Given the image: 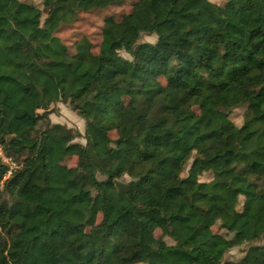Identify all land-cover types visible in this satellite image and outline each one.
I'll use <instances>...</instances> for the list:
<instances>
[{"label": "trees", "instance_id": "1", "mask_svg": "<svg viewBox=\"0 0 264 264\" xmlns=\"http://www.w3.org/2000/svg\"><path fill=\"white\" fill-rule=\"evenodd\" d=\"M121 2L0 0V81L26 82L17 25L49 34L35 56L67 68L38 114L0 88V264L51 219L47 264H231L241 246L237 264H264V0H134L96 43L57 37ZM54 104L82 136L51 125Z\"/></svg>", "mask_w": 264, "mask_h": 264}, {"label": "rangeland", "instance_id": "2", "mask_svg": "<svg viewBox=\"0 0 264 264\" xmlns=\"http://www.w3.org/2000/svg\"><path fill=\"white\" fill-rule=\"evenodd\" d=\"M133 1L122 0L119 7L83 14L75 24L60 30L56 35L66 43H71L78 36H87L96 43L99 40L98 36L103 20L108 17H117L127 12ZM208 1L215 5L223 4V0ZM15 28L18 31V35L12 43L9 54L14 61L22 64L26 82L24 84H16L3 80L0 81V88L7 93L9 104L20 107L27 113L38 114L40 111L37 110V104L44 93L54 87L55 79L67 74V68L52 62L44 63L35 56L34 50L36 46L48 42L51 38L49 34L33 33L29 24L17 25ZM143 43L153 44L155 43V37H148L142 34L139 36L137 44ZM122 56L127 58L126 55ZM26 87L27 91L25 90ZM50 109L53 110V114L50 115L51 125L60 124L68 129L77 131L81 136L83 135L86 122L78 118L66 106L54 104ZM255 117L259 122L264 123V113H257ZM76 142L84 144L81 138L77 139ZM186 171L179 175L178 178H185ZM171 177L173 180L177 178L174 174ZM128 182L127 178L123 180L124 184H128ZM145 192L146 185L143 183L133 191V201L141 202ZM54 228L55 221L53 219L44 226L33 222L29 223L22 236L9 246L8 259L10 264H47L49 258L47 235ZM160 240L166 246H173V242L166 237L160 238ZM246 249V247L241 246L228 252L225 256L226 263L237 264ZM178 264L187 263L179 262ZM251 264L256 263L252 262Z\"/></svg>", "mask_w": 264, "mask_h": 264}]
</instances>
